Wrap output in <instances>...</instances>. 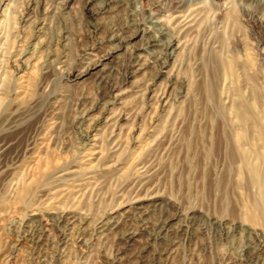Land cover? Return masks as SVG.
<instances>
[{"label":"rangeland","instance_id":"rangeland-1","mask_svg":"<svg viewBox=\"0 0 264 264\" xmlns=\"http://www.w3.org/2000/svg\"><path fill=\"white\" fill-rule=\"evenodd\" d=\"M258 128L264 0H0V264H264Z\"/></svg>","mask_w":264,"mask_h":264},{"label":"bare ground","instance_id":"bare-ground-1","mask_svg":"<svg viewBox=\"0 0 264 264\" xmlns=\"http://www.w3.org/2000/svg\"><path fill=\"white\" fill-rule=\"evenodd\" d=\"M27 17V16H26ZM137 29V28H136ZM173 29H176V27H171V29H169V27H166V28H162V36H169L170 37V39H172L171 41H169L168 43H165L164 45H163V47H164V55H163V57H165L166 59H171V54L173 53V52H177L178 50H180L181 49V44H180V42H179V38L176 36V37H174L173 35H172V33H173ZM159 37L160 36H156V37H154V39H152L151 40V44H152V46H159V45H161L162 43H161V40L159 39ZM137 63V62H136ZM164 67V66H163ZM216 68V67H215ZM117 92V91H116ZM166 99V98H165ZM109 108H111V107H109ZM107 109V111H105V114L102 116V118L103 119H105L106 120V122H108V123H110V124H112L113 122H116V125H114L113 127H112V132H111V137H113L114 136V133H116V128H117V122H119L120 120H121V116H118L119 115V113H118V115H112L111 116V113H110V111L109 110H111V109ZM245 113V112H244ZM243 112H241V113H237V119H238V123H239V126H240V128H241V131H242V133L241 134H238V136H239V141L240 142H243V143H246V141L248 142V135H247V131H246V128H247V126H248V124H249V119L245 116V114H244ZM121 115V114H120ZM111 116V117H110ZM102 122V121H101ZM99 124V123H98ZM101 124V123H100ZM98 126H100V125H98ZM111 126V125H110ZM97 127V126H96ZM93 131V130H92ZM88 133V132H87ZM90 133V132H89ZM118 133V132H117ZM257 134H258V139H256L255 141H256V143H257V141H260L261 142V144H264V129H262V128H258V132H257ZM87 138H88V140L90 139V137H91V135H88L87 134ZM108 137V136H107ZM110 137V138H111ZM96 139H95V136H93V142L95 141ZM111 140H113V138H111L110 139V141ZM88 142V141H87ZM112 143V142H111ZM256 152H258V153H256V155H257V159L258 160H263V162H264V154H261L260 153V151H256ZM244 156V155H243ZM249 163V162H248ZM245 164V163H244ZM247 165V164H246ZM250 167V166H249ZM251 172H252V174H253V176H254V183H255V185L260 189H258L259 191H260V197H264V174H263V168H262V166L259 164L257 167H251ZM19 186V185H18ZM18 188V187H17ZM24 188V186L20 189V199H23V198H25L27 195H28V193H29V190L28 189H23ZM19 191V190H18ZM18 191H17V189H16V193H15V195L16 196H18ZM63 218L62 217H60V219L59 220H62ZM66 223H68V226H70V227H73V225H71V223H69L68 221L66 222Z\"/></svg>","mask_w":264,"mask_h":264}]
</instances>
